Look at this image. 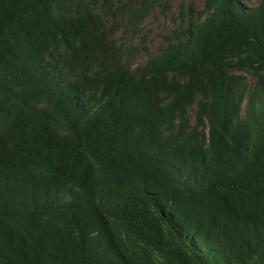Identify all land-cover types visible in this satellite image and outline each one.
<instances>
[{
  "label": "trees",
  "instance_id": "obj_1",
  "mask_svg": "<svg viewBox=\"0 0 264 264\" xmlns=\"http://www.w3.org/2000/svg\"><path fill=\"white\" fill-rule=\"evenodd\" d=\"M173 2L0 0V264H264V0Z\"/></svg>",
  "mask_w": 264,
  "mask_h": 264
},
{
  "label": "rangeland",
  "instance_id": "obj_2",
  "mask_svg": "<svg viewBox=\"0 0 264 264\" xmlns=\"http://www.w3.org/2000/svg\"><path fill=\"white\" fill-rule=\"evenodd\" d=\"M180 2H185L186 4L191 2L197 7L202 5V0H174L173 4L177 6ZM145 26L147 27L148 37L152 44V49L154 50L160 40V34L168 30L171 27V23L166 19L158 18L156 20L150 19L145 23Z\"/></svg>",
  "mask_w": 264,
  "mask_h": 264
}]
</instances>
